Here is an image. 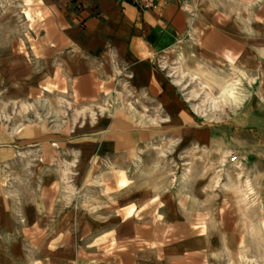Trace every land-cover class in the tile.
Returning a JSON list of instances; mask_svg holds the SVG:
<instances>
[{
	"label": "crops",
	"instance_id": "1",
	"mask_svg": "<svg viewBox=\"0 0 264 264\" xmlns=\"http://www.w3.org/2000/svg\"><path fill=\"white\" fill-rule=\"evenodd\" d=\"M10 1L0 7V264L188 254L264 264V193L252 232L250 186L224 155L238 128L264 126V0L147 11L130 0ZM12 13L37 35L12 38ZM163 234L188 236L162 245ZM235 234H261L260 245Z\"/></svg>",
	"mask_w": 264,
	"mask_h": 264
},
{
	"label": "rangeland",
	"instance_id": "2",
	"mask_svg": "<svg viewBox=\"0 0 264 264\" xmlns=\"http://www.w3.org/2000/svg\"><path fill=\"white\" fill-rule=\"evenodd\" d=\"M12 5H14V2L16 0L10 1ZM2 0H0V7H1ZM2 17V15H0ZM10 35L12 38H34L35 35H37L36 30L33 27L26 26L25 21L29 19H25V17L22 15H18L16 13H12L10 16ZM2 19V18H1ZM31 22V21H30ZM31 24V23H30ZM2 28H0V34L2 32ZM1 36V35H0ZM257 107V105H255ZM232 128H220V134H226L230 136ZM237 129V128H236ZM248 129H251L248 134L251 135V138H246V131ZM238 130V131H237ZM234 137V140H228L227 146L229 148V151L224 152V155L227 158L234 156V154H237V165L232 170V174L236 180L237 183H240L241 185H246L245 189L247 188V185L250 186V191L247 192V194H250V208L247 210V215L249 214L251 216V231H257L258 229V218H259V207L258 200L260 198V193H264V126H253L251 128H238ZM228 136V137H229ZM233 139V138H232ZM247 148V149H246ZM245 150H250L251 152H254L256 155L253 158L244 159L243 158V152ZM223 169V168H222ZM223 171V170H221ZM170 182L174 183L176 182V179L174 176H171ZM248 196V195H246ZM242 198L248 199L247 197H244V195L241 192V195H239L236 200H240ZM249 206V205H248ZM254 228V229H253ZM193 235V234H192ZM235 242H237V237H239L241 240L238 245L245 246L251 251H255L256 248L260 245V235L261 234H235ZM28 237V235H26ZM188 236L185 234H163L162 238L160 239L162 245L176 243L177 241H180V237H186ZM226 236V235H225ZM243 237H245L244 244L242 243ZM29 242V239H26ZM26 241V242H27ZM229 241V240H228ZM227 238L222 237L218 242L219 246H225L227 245ZM259 256L257 254H251L250 258L257 259ZM210 258L203 257L200 258L199 256H196L194 254H188L186 256H182L180 258H172L169 264H209ZM221 262H226L225 260H220ZM232 264V261L231 263Z\"/></svg>",
	"mask_w": 264,
	"mask_h": 264
},
{
	"label": "built area",
	"instance_id": "3",
	"mask_svg": "<svg viewBox=\"0 0 264 264\" xmlns=\"http://www.w3.org/2000/svg\"><path fill=\"white\" fill-rule=\"evenodd\" d=\"M132 4L141 11H147L157 8V3H161L165 6L169 5L170 0H130ZM237 161L236 156H232L230 158L231 163H235Z\"/></svg>",
	"mask_w": 264,
	"mask_h": 264
},
{
	"label": "bare ground",
	"instance_id": "4",
	"mask_svg": "<svg viewBox=\"0 0 264 264\" xmlns=\"http://www.w3.org/2000/svg\"><path fill=\"white\" fill-rule=\"evenodd\" d=\"M231 94V93H230ZM232 96V95H231ZM226 97V96H225ZM223 98V97H222ZM235 99V98H234Z\"/></svg>",
	"mask_w": 264,
	"mask_h": 264
}]
</instances>
